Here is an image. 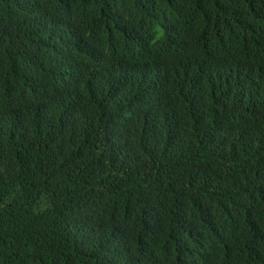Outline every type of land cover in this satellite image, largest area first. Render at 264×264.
Segmentation results:
<instances>
[{"label":"trees","instance_id":"obj_1","mask_svg":"<svg viewBox=\"0 0 264 264\" xmlns=\"http://www.w3.org/2000/svg\"><path fill=\"white\" fill-rule=\"evenodd\" d=\"M0 264H264V0H0Z\"/></svg>","mask_w":264,"mask_h":264},{"label":"clouds","instance_id":"obj_2","mask_svg":"<svg viewBox=\"0 0 264 264\" xmlns=\"http://www.w3.org/2000/svg\"><path fill=\"white\" fill-rule=\"evenodd\" d=\"M155 77L151 81H156L161 86L159 89L158 88L156 89L155 94H154V104H157L160 102V100L163 98V96L165 94V91H166L165 83H166V81L162 80L159 77H156V78Z\"/></svg>","mask_w":264,"mask_h":264}]
</instances>
